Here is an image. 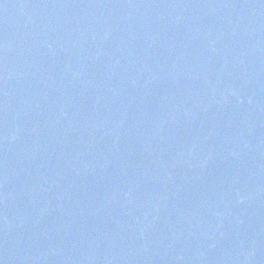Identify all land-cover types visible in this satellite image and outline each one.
Instances as JSON below:
<instances>
[{
	"label": "water",
	"instance_id": "obj_1",
	"mask_svg": "<svg viewBox=\"0 0 264 264\" xmlns=\"http://www.w3.org/2000/svg\"><path fill=\"white\" fill-rule=\"evenodd\" d=\"M0 264H264V0H0Z\"/></svg>",
	"mask_w": 264,
	"mask_h": 264
}]
</instances>
